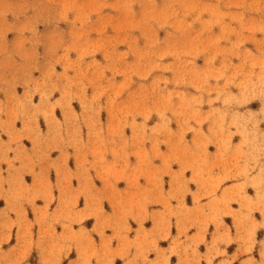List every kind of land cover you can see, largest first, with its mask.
Listing matches in <instances>:
<instances>
[{"label": "rangeland", "instance_id": "1", "mask_svg": "<svg viewBox=\"0 0 264 264\" xmlns=\"http://www.w3.org/2000/svg\"><path fill=\"white\" fill-rule=\"evenodd\" d=\"M0 70L168 227L216 221L199 201L222 180L249 240L264 224V0H0Z\"/></svg>", "mask_w": 264, "mask_h": 264}, {"label": "crops", "instance_id": "2", "mask_svg": "<svg viewBox=\"0 0 264 264\" xmlns=\"http://www.w3.org/2000/svg\"><path fill=\"white\" fill-rule=\"evenodd\" d=\"M15 74L0 72V264H264L263 218L251 241L244 209L224 201L236 181L199 201L221 209L216 221L170 217L168 227L161 207L138 200L148 185L135 173L90 168L97 157L53 116L38 130L45 99Z\"/></svg>", "mask_w": 264, "mask_h": 264}]
</instances>
